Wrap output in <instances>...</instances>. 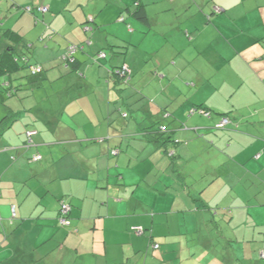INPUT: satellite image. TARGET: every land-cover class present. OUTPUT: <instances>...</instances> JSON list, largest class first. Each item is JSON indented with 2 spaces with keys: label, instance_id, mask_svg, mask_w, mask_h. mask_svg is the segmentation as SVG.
Wrapping results in <instances>:
<instances>
[{
  "label": "crops",
  "instance_id": "obj_1",
  "mask_svg": "<svg viewBox=\"0 0 264 264\" xmlns=\"http://www.w3.org/2000/svg\"><path fill=\"white\" fill-rule=\"evenodd\" d=\"M12 43L42 71L0 74V264L264 263L246 248L264 214V0H0V64Z\"/></svg>",
  "mask_w": 264,
  "mask_h": 264
},
{
  "label": "built area",
  "instance_id": "obj_2",
  "mask_svg": "<svg viewBox=\"0 0 264 264\" xmlns=\"http://www.w3.org/2000/svg\"><path fill=\"white\" fill-rule=\"evenodd\" d=\"M214 10L216 12H219V9L216 8V7H215ZM26 11L29 12V13H32L33 12L32 11V8H26ZM38 11H40L41 13H47L49 10H48L47 7L43 6L42 8H38ZM75 51H76V48L75 47L70 48L69 49V52L67 54V56H68L67 59H69V57H72L71 55ZM31 70H32L33 74H36V73H39V72L42 71L41 67H39V66H34V67L31 68ZM116 74L118 75V77H121L124 81H128V76L130 74V69H129V67L124 66V67L120 68L119 70H117L116 71ZM193 112H196L198 114H202V115H204L206 117H210V113L207 110L202 109V108H200V109H194ZM230 124H232V121L228 117L225 116L224 118H222V121L219 124H217L216 129H218V130H224ZM165 129L166 128H163V127L161 128V130L163 132L165 131ZM37 134H38V131L37 132L36 131H29L27 133V140H28L29 145H33L34 144V140L33 139H34V137L37 136ZM117 154H118L117 151H114L113 152V155H117ZM41 159H42V156L41 155L35 156L33 158L34 161H38V160H41ZM60 209H61L60 215H59L60 224L62 226L70 227L72 225V220L70 218L71 217L72 208H71L70 204L66 200H63L60 203ZM14 216H15V212H14ZM134 229H135L136 233L139 234V235H141V234L144 233V230L141 229V228H139V227H136ZM159 247H160V245H157V244L154 245V248L155 249H159ZM263 259H264V257H263Z\"/></svg>",
  "mask_w": 264,
  "mask_h": 264
},
{
  "label": "rangeland",
  "instance_id": "obj_3",
  "mask_svg": "<svg viewBox=\"0 0 264 264\" xmlns=\"http://www.w3.org/2000/svg\"><path fill=\"white\" fill-rule=\"evenodd\" d=\"M32 65H34V64H32ZM27 69L31 73V70L29 68H27ZM123 85L125 87H127L129 85V83L128 84H123ZM4 99H5V101H7L8 98L4 97ZM145 178H147V176H145ZM147 199H148L150 205L154 204V202L151 201V199H153V198H151V199L147 198ZM213 212H214V214H217V212H215V211H213ZM253 212H254V214L257 217L258 213L256 212V210H253ZM220 221H218L217 224L215 225V226H217V228H218L217 230H219V233H221V234L222 233H226V234L232 233L231 231L234 229V227L227 225V223L222 221V220H220ZM247 229H251V231H247L250 234L247 233V235H246L247 236L246 248L248 249V253L249 254L253 253V249H256L257 250V255H258V253L261 250L264 251V214L261 216L260 222H257V224H254L252 226L251 225H247ZM217 230L214 229L215 236H217V233H218ZM216 247L219 248L221 250V252L225 253L226 255H228L229 250H231V252H232L233 251L232 249H234V248L237 249V250L239 249L237 244L236 245L230 244V243L228 244L223 238H217L216 239ZM228 248H229V250H228ZM251 258L249 257L250 262L247 261L248 264L252 262L251 260H253V259H251ZM243 260H245V259H243Z\"/></svg>",
  "mask_w": 264,
  "mask_h": 264
},
{
  "label": "trees",
  "instance_id": "obj_4",
  "mask_svg": "<svg viewBox=\"0 0 264 264\" xmlns=\"http://www.w3.org/2000/svg\"><path fill=\"white\" fill-rule=\"evenodd\" d=\"M26 8H32V13H29V12H27L26 11ZM38 8H42V7H35V6H28V7H25V8H23L22 10L25 12V13H28V14H33V13H35V12H37V13H41L40 11H38ZM43 14V13H42ZM136 16H138V18H140L141 20H143L144 22H147L148 21V18L146 17V14H145V12L143 11V10H138L137 11V15ZM124 21V20H123ZM9 36H10V38H11V41L12 42H14L16 39H13V37H14V35L13 34H11V33H9L8 34ZM27 47H28V45H27ZM15 45L12 43V44H10V46H9V50L6 52V54H5V56H9V57H12V61L10 62V64L9 63H7V64H0V70H1V72H0V74H5V73H8V75H9V73H10V67H17V66H19V60H21V62H22V65H23V67L24 68H29L30 70H31V68L33 67L32 65H31V63H30V58H28L27 57V55H26V53H24V54H22L20 57H19V55L17 56V57H15ZM29 48H31V47H28V50H29ZM75 53V52H74ZM74 53L71 55L72 57H69L70 59H72V60H75V56H74ZM17 60V62L15 61V59ZM75 63V62H74ZM17 65V66H16ZM40 67V66H39ZM20 68V67H19ZM120 69V68H119ZM118 69V70H119ZM31 72H32V70H31ZM113 73V75L115 76V77H117V78H119L122 82L124 81L121 77H118V75L116 74V71H113L112 72ZM37 74V73H36ZM31 75H34L33 74V72L31 73ZM0 76H2V75H0ZM7 81H5L4 80V83H2V81L0 82V91H2V92H4V93H7V94H11L12 95V92H11V90H13V88H12V84H11V87H9L10 85H8L7 83H6ZM163 128H167L166 126L164 127V126H162ZM166 130V129H165ZM159 131H162V130H159ZM163 132V131H162ZM162 134V133H161ZM60 209V208H59ZM60 211H61V209H60Z\"/></svg>",
  "mask_w": 264,
  "mask_h": 264
}]
</instances>
